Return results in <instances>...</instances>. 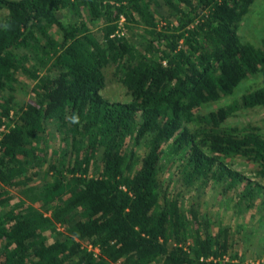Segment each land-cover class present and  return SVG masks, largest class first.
Instances as JSON below:
<instances>
[{
    "label": "trees",
    "instance_id": "1",
    "mask_svg": "<svg viewBox=\"0 0 264 264\" xmlns=\"http://www.w3.org/2000/svg\"><path fill=\"white\" fill-rule=\"evenodd\" d=\"M255 1L0 0V264H264L245 261L240 225L214 233L201 208L213 193L264 223V133L222 126L264 107V85L236 95L264 67L237 34ZM121 17L143 34H115ZM19 75L35 83L14 110ZM108 77L130 100L100 94ZM52 139L51 179L28 186ZM176 163L173 194L158 177ZM23 189L49 215L10 192Z\"/></svg>",
    "mask_w": 264,
    "mask_h": 264
},
{
    "label": "rangeland",
    "instance_id": "2",
    "mask_svg": "<svg viewBox=\"0 0 264 264\" xmlns=\"http://www.w3.org/2000/svg\"><path fill=\"white\" fill-rule=\"evenodd\" d=\"M165 13L167 14V10ZM65 19L71 20L73 16L67 14ZM100 23H96L93 25V32H97L100 30ZM129 26L125 24L124 20H118L117 22V31L115 34L117 35H131L139 37V35L143 34L141 27H135L130 32ZM56 33V32H55ZM243 43H248L253 45L256 49L264 50V0H256L252 5L249 13L240 24L238 33H237ZM57 35V34H56ZM96 37L100 38V33L96 34ZM58 38V36H57ZM105 86L100 91V94L111 102H127L130 100L129 94H127L126 89L119 83L114 82L115 80L110 77L106 78ZM34 81H31L29 78L19 75L17 81L14 82L13 88L15 89L14 101L16 106L14 110L17 108V104L24 105L25 102L32 97L31 89L34 86ZM264 85V67L260 70L256 75L249 77L238 89L237 96H241L243 93H246L249 90H253L255 88L261 87ZM231 98H223L221 101L214 103L208 107H206V111L215 110L221 105L227 104ZM14 110L12 112H14ZM235 116H231L227 122L223 123V127L226 128H237L239 131L244 132L245 130L250 129L251 127L259 128L262 133H264V107H256L251 110L238 111L234 113ZM10 117L13 118V114H10ZM10 118V119H11ZM9 119V120H10ZM9 122L4 118L0 124V135L1 133L6 132L7 124ZM51 133L54 131V128L48 129ZM41 151H45L48 153L47 159L41 164L36 166L35 169L30 170L29 175L33 172H36L38 176L34 177V179L29 183L28 186L34 187V185L39 184L41 180L49 181L51 179V175L46 171L49 164H54L57 161L56 159L62 155L61 148H59L58 142L55 139L52 141L48 140L39 145ZM54 151V152H53ZM143 150L137 151V155L140 158ZM51 152H53V156L50 157ZM50 157V158H49ZM176 166L165 168L159 174V181L161 185L165 188L168 187V192L176 194L179 190V186L177 185L178 174L176 171ZM236 171L241 174L249 177L251 180H254L253 167L245 164L242 160H236L235 165H233ZM28 175V176H29ZM255 181V180H254ZM28 191V189H27ZM13 196H16L19 200L23 201V203L27 204L29 207L33 209H38L42 211L45 215H49L45 208L41 207L40 202H30V200L24 195L25 190L21 191H10ZM191 196H194L191 194ZM18 200V201H19ZM223 200V199H222ZM18 201H15L18 202ZM228 200L221 201L220 197L213 193H207L206 197L202 198L201 208L203 213L206 214L212 220V230L214 233L217 232L218 228L223 225H227L234 231V226H241L242 235L245 236V239L249 240L246 246H250L249 252H243L245 255V261H253V257L261 254V259L264 260V223L259 222V213H246L241 216L234 214L233 216L226 215L224 213L221 202H225ZM87 248L95 253H97L96 249L91 246H87ZM252 259V260H251Z\"/></svg>",
    "mask_w": 264,
    "mask_h": 264
},
{
    "label": "clouds",
    "instance_id": "3",
    "mask_svg": "<svg viewBox=\"0 0 264 264\" xmlns=\"http://www.w3.org/2000/svg\"><path fill=\"white\" fill-rule=\"evenodd\" d=\"M76 120H77V118L74 117V118H73V122H76Z\"/></svg>",
    "mask_w": 264,
    "mask_h": 264
},
{
    "label": "built area",
    "instance_id": "4",
    "mask_svg": "<svg viewBox=\"0 0 264 264\" xmlns=\"http://www.w3.org/2000/svg\"><path fill=\"white\" fill-rule=\"evenodd\" d=\"M121 21L123 20V18L121 17V19H120Z\"/></svg>",
    "mask_w": 264,
    "mask_h": 264
}]
</instances>
